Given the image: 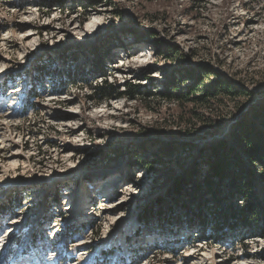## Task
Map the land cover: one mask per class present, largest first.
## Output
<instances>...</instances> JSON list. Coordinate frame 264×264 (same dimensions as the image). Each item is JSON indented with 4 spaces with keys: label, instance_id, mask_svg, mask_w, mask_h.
<instances>
[{
    "label": "rangeland",
    "instance_id": "374dc122",
    "mask_svg": "<svg viewBox=\"0 0 264 264\" xmlns=\"http://www.w3.org/2000/svg\"><path fill=\"white\" fill-rule=\"evenodd\" d=\"M89 1L0 0V206L16 199L0 211V264H264L263 221L219 216L201 234L175 192L264 106V0ZM199 76L196 96L162 97ZM219 79L235 91L198 101ZM104 80L145 93L100 102Z\"/></svg>",
    "mask_w": 264,
    "mask_h": 264
},
{
    "label": "trees",
    "instance_id": "16d2710c",
    "mask_svg": "<svg viewBox=\"0 0 264 264\" xmlns=\"http://www.w3.org/2000/svg\"><path fill=\"white\" fill-rule=\"evenodd\" d=\"M99 1L101 0H90L88 6L92 7ZM72 70L71 75L67 73V77L62 80V83L67 84L69 77L71 79L73 78V74L76 71L75 69ZM34 71H36L39 76L46 72L45 67L42 65L35 66ZM102 76L105 78V75ZM193 76L194 75L186 77V81L191 80ZM200 78V76L198 78L195 77L193 84L188 86L184 92L173 87L170 93L165 92L162 97H165L169 101H187L190 96H196L197 92H199L198 89L201 85ZM215 84L216 86L214 89L211 86L210 90H203L202 94L198 95L197 100L203 102L210 97H217L220 93L232 94L235 91V88L224 79H219ZM54 86L56 85L53 83L51 87ZM100 86H95L93 88V92L100 102H107L117 97H122L126 101L136 100L139 95L145 93L144 90H142L144 87L139 84H127L126 89L122 92L119 91L115 83H108L107 80L101 82ZM172 86H174V83ZM147 95L149 96V93ZM33 97L36 98L37 94L34 93ZM256 108L250 110L249 118H251V121L246 119L236 124L235 130L232 133V142L235 144V147L231 146L228 149V143L224 141L220 142L216 147H212L208 159L206 160L207 169L205 172L200 173V175L196 171L194 173L192 172L193 174L189 177H193L194 180H183L182 183L177 185L178 188L175 191L177 196L181 198L186 197L187 202L189 201L190 204L196 206L194 212L190 211V208L186 209L185 207V214L190 212L189 216L191 215V220H189L191 222L195 221L196 224L199 225L201 234H205V230L208 228H210L209 236L211 233L215 232L217 227L214 224L218 222L219 216L225 217L226 229L231 230H235L236 228L242 230L246 228L248 220L251 222L259 219L264 222V196L260 197L259 194H255L253 190V178L256 175L264 176V106ZM237 148L241 151V155L236 150ZM173 150H175L174 147H164V152H166V154L171 155ZM244 158L246 160H244ZM199 178L201 179L200 182L197 181ZM227 180L228 182L226 183ZM222 185L227 187V191H224ZM186 186L191 188L189 193L183 190ZM221 192H224L227 198L234 199L235 206L229 205V209H222L221 202L224 200V197H220ZM204 193L210 195L213 202L210 199L209 203V200L207 201L203 196ZM237 199L246 202V206L239 207L236 203ZM6 200H9V202ZM6 200L1 204L0 211H8L10 206H12L11 202H14L16 199L11 201L12 199L8 197ZM174 200H176V198H174ZM219 204L220 207L218 206ZM204 211L211 213L213 216L212 220H214L213 222L212 220L210 222L207 221V216L205 214L208 213ZM202 228H204L203 232H201ZM259 230L262 231L264 235V224L261 225ZM36 242L37 238H35V235H32L30 244L33 246Z\"/></svg>",
    "mask_w": 264,
    "mask_h": 264
},
{
    "label": "bare ground",
    "instance_id": "6f19581e",
    "mask_svg": "<svg viewBox=\"0 0 264 264\" xmlns=\"http://www.w3.org/2000/svg\"><path fill=\"white\" fill-rule=\"evenodd\" d=\"M91 25V22H88L87 21V23H86V28H88V27H91L90 26ZM89 29V28H88ZM108 182H106V184H110L113 180H112V178L111 177H109V178H105ZM78 192V191H77ZM74 193H76V191L75 192H73V193H69L70 195H72L74 198H75V202H74V204L73 205H71V204H69V207L71 206V209L73 208L74 209V206L75 207H77L78 206V195L77 194H74ZM72 209V210H73ZM195 264V263H194Z\"/></svg>",
    "mask_w": 264,
    "mask_h": 264
}]
</instances>
